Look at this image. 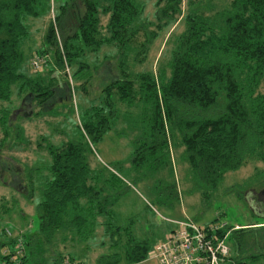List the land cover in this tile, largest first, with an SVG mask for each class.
Returning <instances> with one entry per match:
<instances>
[{"label":"trees","instance_id":"trees-1","mask_svg":"<svg viewBox=\"0 0 264 264\" xmlns=\"http://www.w3.org/2000/svg\"><path fill=\"white\" fill-rule=\"evenodd\" d=\"M74 1L63 0L54 8L53 0H0V101L10 99L14 85L18 93L27 92L35 103L43 105L55 96V87H62L52 75L46 82L32 76L25 69L21 47L29 34L28 20L41 18L50 10L42 46L33 52L44 56L42 65L46 63L45 52L51 50L57 67L75 64L73 76H87L86 51L94 53L102 44H111L118 53V76L101 88L105 101L98 106L91 103L82 111L79 134L83 139L47 144L46 171L35 170L38 223L33 231H20L17 238L0 229V264H64L65 256L83 263L76 258L79 254L74 243L89 240L97 224L106 233L108 250L97 255L94 264H134L147 257L153 241L136 236L130 222L115 221L110 206L120 192L89 163V141L107 130L108 118L114 114L111 95L127 104L140 102L147 136L161 132L159 142H167V127L170 134L173 128L177 130L182 157L198 186L214 187L226 170L249 158L264 163V92L257 89L264 83V0H228L214 15L190 9L184 14L185 28L169 51L168 73L157 75L128 70V45L135 38L142 10L135 0H79L82 8L76 9L80 11L75 29L62 35L58 47L57 26ZM180 8L181 0H166L156 8L157 18L168 20ZM99 14L106 15L105 23L100 22ZM102 28L105 33H101ZM146 31L149 40L155 31ZM138 45L133 58L140 60L146 44ZM31 55L28 66L40 71L42 65L33 69L30 64ZM64 84L69 87L67 80ZM80 86L84 90V83ZM68 94L71 97V91ZM25 106L29 108V102ZM4 118L2 112L0 124ZM151 140L150 146L158 143ZM30 185L26 189L29 198L34 195L33 183ZM97 216L104 220L97 221ZM65 240L71 250L60 251V246L66 247ZM240 256L229 251L228 258L239 264Z\"/></svg>","mask_w":264,"mask_h":264},{"label":"rangeland","instance_id":"rangeland-1","mask_svg":"<svg viewBox=\"0 0 264 264\" xmlns=\"http://www.w3.org/2000/svg\"><path fill=\"white\" fill-rule=\"evenodd\" d=\"M61 1L53 0L54 8ZM135 1L142 10L135 38L128 45V70L131 73L147 70L154 75L161 71L168 73L169 51L177 35L185 28L186 12L194 9L214 15L228 2L191 0L187 4V0H181L179 13L167 20L156 15V8L164 5L166 0ZM78 7L81 10L79 0H75L62 15L56 30L58 47L62 35L75 29L80 11L76 10ZM51 16L50 10L41 18L28 20L29 34L22 40L21 47L25 69L30 70L32 76L46 82L52 75L57 77V83L62 87H55V96L43 105L35 103L27 92L18 93L14 85L10 99L0 101V114L5 113L4 122L0 124V229L6 236L16 238L20 231H33L38 223L35 170L46 171L49 161L47 144H59L70 138L83 139L79 134L82 111L91 103L93 106L102 104L105 98L101 88L118 76V53L111 44H102L94 53L86 51L83 60L89 63L87 76H73L75 64L57 67L51 50L45 52L46 63L40 71L32 70L28 66V58L34 49L42 46L45 22ZM99 18L102 24L105 23V14H99ZM164 19L167 23L163 22ZM157 23L161 24L157 26ZM146 30L155 31L149 40H146ZM101 33H105L103 28ZM140 42L146 44V50L145 56L138 60L133 58V54ZM94 63L96 66L92 67ZM65 80L69 87L64 84ZM81 83H84V90L80 88ZM257 89L264 92V83H259ZM68 91H71V97L67 95ZM26 101L29 108L25 106ZM111 103L114 114L108 118L109 127L101 136L91 138L92 154L88 158L90 165L99 168L120 192L110 206L115 221L130 222L136 236L153 242L161 239L178 219H191L200 225L223 221V229L228 233L225 242L232 254L241 255L239 264H264V228H259L262 223H255L264 221V163L249 158L238 167L226 170L214 187L201 183L198 186L182 157L183 145L175 128L170 134L168 126L166 137L169 141L159 142L163 138L161 132H154L156 136L152 137L145 134L148 129L142 123L144 111L140 102L127 104L111 95ZM151 139L158 143L150 146L153 143ZM31 182L34 195L29 198L26 189ZM202 191H207V194ZM102 220V216H97V221ZM234 224L236 226L229 228ZM239 226L252 227L234 230ZM68 236L69 233L66 234ZM65 243L66 247L60 246V251L71 250L69 241L65 240ZM107 243L103 227L97 224L89 240L74 243L73 247L79 254L76 258L83 259V264H94L97 255L108 250ZM134 264L158 263L148 257Z\"/></svg>","mask_w":264,"mask_h":264},{"label":"built area","instance_id":"built-area-1","mask_svg":"<svg viewBox=\"0 0 264 264\" xmlns=\"http://www.w3.org/2000/svg\"><path fill=\"white\" fill-rule=\"evenodd\" d=\"M44 56L33 53L30 64L39 68ZM223 221L200 225L191 219H178L167 229L161 239L152 243L147 257L156 259L158 264H232L228 258L229 246L225 242L227 230ZM19 242V241H18ZM19 245V243H17ZM64 264H83L69 261Z\"/></svg>","mask_w":264,"mask_h":264},{"label":"crops","instance_id":"crops-1","mask_svg":"<svg viewBox=\"0 0 264 264\" xmlns=\"http://www.w3.org/2000/svg\"><path fill=\"white\" fill-rule=\"evenodd\" d=\"M255 223H264V221H263V220H262V221H259V222L257 221V222H255ZM234 226H236V224H234L233 227H234ZM146 258H148V257H146ZM146 258H145V259H146ZM149 259H150V258H149ZM153 259H154V258H153Z\"/></svg>","mask_w":264,"mask_h":264}]
</instances>
